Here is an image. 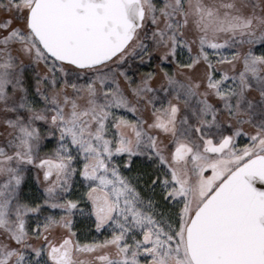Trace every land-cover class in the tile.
<instances>
[{
  "label": "snow or ice",
  "instance_id": "6c2138e0",
  "mask_svg": "<svg viewBox=\"0 0 264 264\" xmlns=\"http://www.w3.org/2000/svg\"><path fill=\"white\" fill-rule=\"evenodd\" d=\"M0 264H264V0H0Z\"/></svg>",
  "mask_w": 264,
  "mask_h": 264
}]
</instances>
